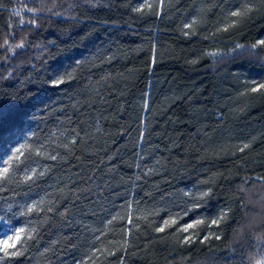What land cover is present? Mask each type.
<instances>
[{"label":"trees","instance_id":"16d2710c","mask_svg":"<svg viewBox=\"0 0 264 264\" xmlns=\"http://www.w3.org/2000/svg\"><path fill=\"white\" fill-rule=\"evenodd\" d=\"M14 10L36 24L21 27ZM5 38L24 47L13 54ZM259 41L264 0H0V155L24 143L56 156L21 166L39 179L18 170L0 183V204L37 229L23 256L0 253V264H254L264 250Z\"/></svg>","mask_w":264,"mask_h":264},{"label":"snow or ice","instance_id":"6c2138e0","mask_svg":"<svg viewBox=\"0 0 264 264\" xmlns=\"http://www.w3.org/2000/svg\"><path fill=\"white\" fill-rule=\"evenodd\" d=\"M24 10H26V12L28 13H32L33 16H35V14L38 11H41V9L27 8V7H25ZM24 10H14L12 13L14 16L20 17L19 25L21 27H23L26 23L35 25L36 20L34 18L27 21L24 19L23 17ZM252 10H253L252 5H245L243 9L231 12V15L238 17L246 14L247 12H251ZM137 11H139V9H137ZM186 27H188V25H186ZM259 44L264 45V41H259ZM4 45H8V51L13 52L14 54V50L16 48L24 47V41L21 40L20 43L15 44V46L13 47L12 45H9L8 39L5 38ZM0 47H3V45H0ZM255 47L256 45H253V48ZM60 83H63L62 79L53 81L54 85H58ZM262 89H264V84L255 85L251 90L255 92ZM5 118L6 115L0 112V123H2ZM9 132L11 133V129H9ZM72 143L75 144L76 141L73 140ZM65 147H67V145H65ZM247 147H248L247 144L244 145V148ZM42 148H43L42 145L40 147H33L32 145L21 143L19 144L18 147L11 148L6 158L0 155V183L11 181V179L15 176L18 170L23 171L24 173L22 177L23 182H28L43 177L45 175L44 171L37 172L36 168H29L26 165L23 168L21 167L22 165L25 164V161H27L31 157L32 154H35L37 156H45L47 159H51V160L56 159V156L46 154L44 151H42ZM241 151H243V148L241 149ZM209 192L201 193L199 198L208 196ZM37 210H38V205L36 203H33L27 206L26 211L21 212L20 214L29 215ZM48 211H53V209L48 208ZM225 215L226 213H222L220 217L212 220L210 223L213 225L218 224L220 220L224 218ZM0 222L7 223L8 221L5 216L0 215ZM109 223H111V221H109ZM176 223L177 220L175 218H170L169 220H165L164 225L162 227H158L156 231L162 232L164 231L165 227H170L172 225H175ZM203 223H204L203 220H195L190 224L184 225L183 227L178 229V231L188 232L189 229H194L196 226ZM9 231L11 232L10 235H5L3 238H0V253H3L4 258L23 256L25 251L27 250L26 245L28 240L34 239L33 233H35L37 229L35 227L32 228L17 227L14 229H9ZM219 238H220L219 236H216V239ZM207 239H208L207 236L204 237V240ZM204 240H201V243H203ZM191 242H193L191 235L183 237L182 243H191ZM254 264H264V250H262L260 258L254 261Z\"/></svg>","mask_w":264,"mask_h":264},{"label":"rangeland","instance_id":"374dc122","mask_svg":"<svg viewBox=\"0 0 264 264\" xmlns=\"http://www.w3.org/2000/svg\"><path fill=\"white\" fill-rule=\"evenodd\" d=\"M259 45L264 46L261 44H259ZM234 49L235 48H231L230 51H232ZM220 53L221 52L212 53L211 56L216 57ZM0 215L5 216L7 221H8L7 223L0 222V238H3L5 235H10L11 232L9 231V229H14L17 227H23L22 225L17 223L19 214L13 215L11 208H9L7 205L0 204ZM10 251H11V249H10Z\"/></svg>","mask_w":264,"mask_h":264}]
</instances>
